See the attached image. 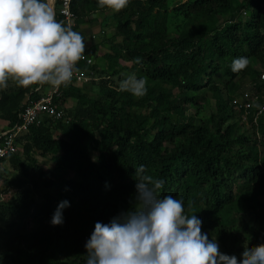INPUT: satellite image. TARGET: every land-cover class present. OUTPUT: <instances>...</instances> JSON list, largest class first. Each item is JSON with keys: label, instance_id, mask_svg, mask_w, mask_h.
Here are the masks:
<instances>
[{"label": "trees", "instance_id": "1", "mask_svg": "<svg viewBox=\"0 0 264 264\" xmlns=\"http://www.w3.org/2000/svg\"><path fill=\"white\" fill-rule=\"evenodd\" d=\"M72 8L74 29L86 13L109 10L98 0H73ZM109 18L106 69L98 71L95 61L79 64L103 77L98 87L63 86L55 103L65 116L43 117L16 137L17 152L0 159L22 176L9 179L0 167L6 183L0 195L13 191L0 200V264H33L45 255L48 264H85L95 223L107 224L131 207L141 164L164 180L161 196L183 198L186 213L202 220V232L221 252L230 255L245 241L264 243V114L255 124V107L245 117L232 104L248 77L258 80L255 65L264 67V0H129ZM56 19L64 21L58 12ZM242 56L249 65L234 73L232 61ZM131 74L146 80L145 96L115 90ZM38 86L9 81L0 89V119L9 129L40 98ZM209 94L216 110L206 120ZM69 100L74 104L67 107ZM37 156L54 163V177ZM64 200L70 202L64 223L53 226Z\"/></svg>", "mask_w": 264, "mask_h": 264}, {"label": "clouds", "instance_id": "2", "mask_svg": "<svg viewBox=\"0 0 264 264\" xmlns=\"http://www.w3.org/2000/svg\"><path fill=\"white\" fill-rule=\"evenodd\" d=\"M128 3L98 0L100 8L114 12ZM85 51L84 36L73 30L70 20L56 19L50 0H0V89H7L9 81L25 88L67 86ZM248 65L247 57H238L231 70L239 73ZM115 90L143 97L146 80L131 74ZM135 179L131 207L107 224L95 223L85 243V264H264V243H245L242 258L223 253L215 238L209 240L202 232V220L186 213L183 198L159 194L163 179L148 174L142 164L136 167ZM69 206L67 200L58 204L53 226L64 223L63 210Z\"/></svg>", "mask_w": 264, "mask_h": 264}, {"label": "built area", "instance_id": "3", "mask_svg": "<svg viewBox=\"0 0 264 264\" xmlns=\"http://www.w3.org/2000/svg\"><path fill=\"white\" fill-rule=\"evenodd\" d=\"M73 0H57L58 14L63 17L64 21H71L73 30L76 26L77 15L72 8ZM246 14V12H245ZM86 65H93L94 59L90 55L89 50L86 45V51L84 53L83 59H81L77 64V71L74 72L72 82H80L85 79L84 71L80 69V63ZM42 86L36 88L37 91H41ZM253 93L250 97L243 99L241 97H235L232 100V104L238 110L245 111V117L251 114L253 107L256 108L254 113V123L257 124L258 117L264 114V69L260 70V75L258 80L252 82L251 84ZM63 89V85L60 88H54L51 86L47 91L40 92V98L31 100L20 113V123L14 128L7 130L0 136V159L6 157L7 155L17 152L18 144L16 137L27 131L32 125L40 124L43 117L49 116L54 119H62L65 116V112L62 108H59L58 104L55 103V98L60 97ZM262 102L260 103V101ZM259 105V107H257ZM1 165V164H0ZM1 167V166H0Z\"/></svg>", "mask_w": 264, "mask_h": 264}, {"label": "rangeland", "instance_id": "4", "mask_svg": "<svg viewBox=\"0 0 264 264\" xmlns=\"http://www.w3.org/2000/svg\"><path fill=\"white\" fill-rule=\"evenodd\" d=\"M113 11V10H112ZM111 10H109V12H112ZM101 13H103L104 14V12H101V11H99L98 12V14L100 15V16H103ZM109 14H111V13H108L107 14V16L109 15ZM108 18V17H107ZM94 29H96V28H94ZM105 29V28H104ZM93 30V29H92ZM112 30H113V27H111L110 25H108L107 26V28L105 29V32L106 33H108V36H107V38L105 37L104 38V40H103V42H102V48L100 49V51L101 52H107L108 51V49H110L109 47H110V44H109V37L112 35ZM97 32H98V30H97ZM89 35H92V36H95V34H93V32L91 31V28H90V31H89V33H88ZM104 36H102V38H103ZM100 36H99V39L98 40H100V39H102ZM100 44V43H99ZM110 51H111V49H110ZM98 54V53H97ZM94 61H95V63H96V65H97V70L98 71H104L105 69H106V67H107V61L104 59V57H103V55L102 56H99V54L97 55V57H95L94 58ZM121 64H123V65H127V66H129V68L131 67V65H132V63L131 62H127V61H124V60H122L121 61ZM102 66H103V68H102ZM255 66H257V68L260 70V69H264V67H262L260 64H256ZM96 78H99V75H96ZM111 78H113V82H112V84H115V83H118V81H117V77L116 76H112ZM247 78V77H246ZM245 78V79H246ZM236 79H238V77L236 78ZM100 79H97L95 82H96V84H94V88L92 87L91 88V86H92V84L93 83H91V81H88V80H86V81H84L83 83H82V85L83 86H85V87H89L90 88V90H95V88H97L98 87V81H99ZM94 82V81H93ZM251 82L252 81H250V78L248 77L245 81H244V84L243 85H241V87H242V89L241 90H239L237 93H236V96L235 97H241V98H243V99H246V98H248V97H250L251 95H252V93H253V90L250 88L251 87ZM84 87V89H86ZM175 92H177V90L175 91ZM74 104V101L73 100H69L67 103H66V106L67 107H70V106H72ZM205 104V110H204V113L202 114V116H201V118H205L206 120L213 114V113H215V110H216V108H215V100L211 97V94H209V98H208V100L204 103ZM188 113L189 114H194V107H191V106H188ZM250 127V126H249ZM246 127H243L242 128V130L244 131H246L247 129H245ZM250 129V128H249ZM248 129V130H249ZM259 138H261V137H259ZM19 149H22V146L20 145L19 146ZM261 151H260V155H261V157H263L264 158V146H262L261 147V149H260ZM37 159H38V162L44 167V169L46 170V172L48 173V175L49 176H51V177H54L55 176V170H54V163L51 161V160H49V159H45V158H43V157H41V156H37ZM1 166V165H0ZM2 168H4V170H6L8 173V177H9V179L12 177V178H19V177H22L21 175H19L18 174V172L17 171H14L13 169H12V166L8 163V162H5V163H3L2 164V166H1ZM5 181H4V179H0V191H2L3 192V189L4 188H6V186H5ZM13 194V191H12V189H10V192H9V194H2V195H0V200H2V199H7L8 197H10L11 195ZM261 200L262 201H264V195L263 196H261ZM246 217H247V219L249 220V221H252V218H253V216H252V214L251 213H248L247 215H246ZM245 243H248L247 241H245ZM245 243H243L242 245H238L237 247H235L234 249H233V253H231L230 255H236L238 258H242L241 257V253L243 252V250H244V244ZM248 245L250 246V244L248 243ZM50 262V257L48 256V255H45L44 257H42V259H40V260H38L37 262H35V263H33V264H48Z\"/></svg>", "mask_w": 264, "mask_h": 264}, {"label": "crops", "instance_id": "5", "mask_svg": "<svg viewBox=\"0 0 264 264\" xmlns=\"http://www.w3.org/2000/svg\"><path fill=\"white\" fill-rule=\"evenodd\" d=\"M50 2H51V6L53 7L55 14H56L58 12L57 0H50ZM109 10H111V9H109ZM109 10L105 11L104 14L101 13L103 16H100L98 14L99 11H96V12L91 13V14L86 13L84 15V19L81 21V23L76 28V31L80 32L84 36L85 44L87 45V48L91 50L90 54L93 56V58L97 57L98 54H99V56H102V55L110 52V49H108L107 52H101L100 51V49L103 46L102 42H103L104 38L105 37L107 38V36H108V33L105 32V29L107 28L108 25H110V22L112 20L111 18H109L110 14L107 16L108 13H111V12H109ZM90 28H91V31L93 32V34H95V36L88 34L90 31ZM94 28H96V29H94ZM97 30H98V32H97ZM99 36L101 38H102V36H104V37L102 39L98 40ZM102 68H103V66H102ZM84 72H85L86 78L80 82H76L77 86L82 87L83 86L82 83L86 80L96 81L97 79L103 78L102 76L99 78H96V76H94V75L87 74V72L85 70H84ZM50 87H51V85L42 87L40 92L47 91ZM7 130H9L8 121L4 120V119H0V134L6 132Z\"/></svg>", "mask_w": 264, "mask_h": 264}]
</instances>
